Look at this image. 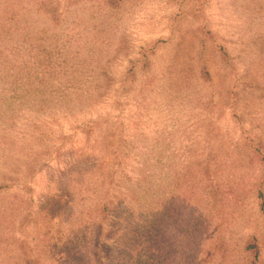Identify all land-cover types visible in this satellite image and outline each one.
Instances as JSON below:
<instances>
[{
    "label": "rangeland",
    "instance_id": "obj_1",
    "mask_svg": "<svg viewBox=\"0 0 264 264\" xmlns=\"http://www.w3.org/2000/svg\"><path fill=\"white\" fill-rule=\"evenodd\" d=\"M257 140L264 0H0V264H27L22 242L34 264H182L173 244L264 264ZM65 201L73 223L46 234Z\"/></svg>",
    "mask_w": 264,
    "mask_h": 264
},
{
    "label": "trees",
    "instance_id": "obj_2",
    "mask_svg": "<svg viewBox=\"0 0 264 264\" xmlns=\"http://www.w3.org/2000/svg\"><path fill=\"white\" fill-rule=\"evenodd\" d=\"M226 55L225 51H222V57L224 58V56ZM255 145V146H254ZM248 148H252L251 150V159H253L254 157H258L259 155H263V149H264V143L261 140H257L255 143L251 142V143H247ZM261 159H263V156H261ZM222 185H216L214 186V192L217 193V195H220V198L222 199L225 195V193L223 192V190H221ZM258 199L260 200V208L263 209L264 208V194L262 192H258L257 194ZM110 204V203H109ZM112 205V203L110 204V206ZM123 204H120L119 206H117L115 208V213L116 215L118 214V212L122 209L125 208ZM113 207V206H112ZM121 207V208H120ZM165 208H163L164 211H169L170 207L169 203L167 204V206H164ZM109 207L107 206V203L103 202L102 205L99 207L98 211L101 215H103L105 212H107V209ZM72 209V204L70 203V201H65L64 203H58V202H53L51 206L47 207L46 212H44V224H45V231L46 234H49L51 232H56L57 234L60 233V230L62 228V223L65 221L67 222L69 225H71L73 223V209ZM126 209V208H125ZM64 211L67 213V217L63 218L62 214L64 213ZM122 213L125 214V212L123 211ZM122 217H124L123 214H121ZM197 215V213H196ZM158 212L155 211V213L151 216L150 220H146L142 223H140V232L142 234H144V238H146L149 242H153L155 239L158 238V234L160 232L159 230V226L158 223L159 222V218L160 216H158ZM26 219H29V215L26 216ZM205 216L203 215L201 217V223L204 225ZM75 220V219H74ZM207 221V220H206ZM196 222H198V220H196ZM118 226V225H117ZM153 228V232L151 231V229ZM97 231L95 232L98 233V235L100 234V236L102 235V229L100 226H97L95 228ZM85 240V244L88 243L87 241V235L82 232L78 237V245L82 244V241ZM69 240V239H68ZM67 240L66 243H69V241ZM260 238L255 236V235H249L247 240H245V244L242 248V252L244 254H250L252 255L253 258H258L259 254H260V247H261V242H260ZM90 242V241H89ZM92 243V242H90ZM120 243V242H119ZM186 243L188 245H190V239L187 237L186 239ZM93 244V243H92ZM118 243H116L117 245ZM216 244H219L218 242ZM45 245L48 246V243H46ZM173 248H171V254L174 258H179V263L182 264H208L211 260H212V255H214L216 253V250L213 253L208 254V259L206 260V255H204V257L201 258V254H199L200 250H195L194 252H184L183 247L180 248L177 244H173ZM22 246H24L23 248H26L25 250L27 251V264H34L33 263V256L30 255V251L31 248L29 246H27V244L25 242H22ZM52 249L56 248V244L52 243L51 245ZM118 246V245H117ZM123 249L120 247H117L119 249H121V252H125L127 250L128 245L124 242L122 244ZM218 248L220 246H217ZM23 248L21 247L20 249L23 250ZM29 248V249H28ZM189 248V247H188ZM220 249V248H219ZM171 256V258H172ZM52 257V256H49ZM204 258V259H203ZM155 259V261H154ZM165 260L167 262H165ZM35 261V260H34ZM154 261V262H153ZM169 259H167L166 257H163V259H161L159 254H156L155 256H153L152 258H150L148 264H171V262H168ZM37 264V261H36ZM40 264V263H39Z\"/></svg>",
    "mask_w": 264,
    "mask_h": 264
}]
</instances>
